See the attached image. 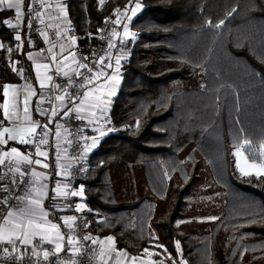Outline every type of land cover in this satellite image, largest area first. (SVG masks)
Listing matches in <instances>:
<instances>
[{
	"label": "trees",
	"instance_id": "trees-1",
	"mask_svg": "<svg viewBox=\"0 0 264 264\" xmlns=\"http://www.w3.org/2000/svg\"><path fill=\"white\" fill-rule=\"evenodd\" d=\"M140 2L108 117L124 129L103 136L80 181L88 231L176 264H264V176L239 177L233 156L264 144V0ZM65 4L85 55L103 19L131 5ZM11 17L0 11V104L30 75L27 21L9 28Z\"/></svg>",
	"mask_w": 264,
	"mask_h": 264
},
{
	"label": "crops",
	"instance_id": "crops-1",
	"mask_svg": "<svg viewBox=\"0 0 264 264\" xmlns=\"http://www.w3.org/2000/svg\"><path fill=\"white\" fill-rule=\"evenodd\" d=\"M40 4V19L43 21V23H41V29L36 35L32 33L29 27H27L29 32L24 39L28 44L25 58L29 63L30 75L28 77H22L20 82L8 84L12 86L9 88V110L12 111V103L15 101L17 104L15 110L18 119L14 122L5 121L3 118V109L1 108L0 119L3 121V126L0 130H2L3 127H11L15 130H21L30 128L36 124L43 116L40 114V111H38V105L41 101L45 100V89L52 86L55 87L57 75H64L65 72L72 73L80 68L79 65L81 62L78 61L79 54L88 56L81 50L78 38L70 24L65 0H42V3ZM127 7V15H131L130 9L134 7V3ZM125 9L126 7L120 9L121 14L125 12ZM12 11L14 12V10ZM131 21L121 15L120 24L117 28V37L126 40H134L131 35L125 36L124 34V24H127L129 32L133 33L130 28ZM13 23H17L16 19H14ZM70 31L73 33H70ZM41 33H46L47 39H45V36L41 35ZM49 49H51V51H49ZM29 56H31V59H29ZM53 56L56 57L55 61L52 59ZM118 57L120 58L119 72L115 74L118 76L119 83L115 85L114 94H112V85L114 82L108 81L107 76L114 74L117 67L116 59ZM127 57L128 53L114 54L110 63L112 67L103 70L107 75L101 76L93 80L91 83H87L72 107H68L65 99L63 102L57 100L56 97L62 94L58 90L55 91L54 104L57 115H51L48 123L46 136L48 147L39 146L42 152L47 153L46 157L36 155V149L31 152L28 144H20L18 139L16 141H9L6 145H0V157H3L5 151H10L12 147H16L22 155H28L29 158L33 160V163L31 164V172L38 174L33 176L32 187L22 201L21 208L25 209V211L23 213L21 211L14 212L15 215L10 218V223L0 226L5 229L4 235L7 236L8 233L13 230L15 224L27 225L28 221L32 220L34 224H45V227H47L48 224H56L59 228L60 234L63 236V240L60 241L62 249L59 252H55L56 233L54 230L45 232L44 236L46 238H42L40 235H30L29 240L31 242L27 244L22 242V236H19L18 238V235H13L12 240L20 242V253L23 258H28L35 253L43 255L45 251H48V259L53 260L61 252L72 248L73 244H68V239L69 237L73 239V235L68 224H65L64 218L68 217V215L63 210V199L66 195L67 172L70 159L65 152L63 129L61 127L60 119L68 108H75L77 106L81 107V112L76 113L73 111V113L76 117H80L78 121L83 125L87 133L85 141L87 155L93 152L103 138L98 132V124L102 121L108 120L110 106L122 81V65ZM45 64L48 65L47 69L44 67L37 68V65ZM53 71L56 73L55 76L52 75ZM46 76H51L52 80H47ZM41 81L44 82V87H41ZM33 91L35 92V95H32ZM85 92L89 93L87 99L84 97ZM4 99L3 96L1 104L4 103ZM81 100L84 101L83 104L80 103ZM25 101H27V113L24 111ZM26 115L30 117V120L25 119ZM57 132L60 133L59 137L56 135ZM5 138H7V134L5 135ZM27 138L29 137H26V139ZM93 138L97 141L95 147H92ZM4 159L6 164L12 165V168H16L24 162L20 161L17 164V162L10 157H5ZM36 159H40L42 164L47 163L49 167L44 168L42 164H35L34 161ZM57 183L60 185L59 190L56 188ZM80 188L81 186H79V190ZM78 197V205H84L80 210L83 212L86 209L84 199L83 196ZM32 199H39L41 201L40 207L43 211L48 213L46 218H42L39 214L35 216L31 214L29 209L35 207L30 203ZM90 237L91 239H89V241L94 248L95 260L100 264H160L161 261H163V264H169L168 257L158 253L155 249L149 248L141 254L133 255L118 248L115 240L112 242L107 241L106 237L108 236L91 235ZM50 240L53 242L50 243ZM6 241L8 240H0V242ZM37 241L43 242L46 245V248L39 251L35 250L33 245ZM93 241H95V243Z\"/></svg>",
	"mask_w": 264,
	"mask_h": 264
},
{
	"label": "built area",
	"instance_id": "built-area-1",
	"mask_svg": "<svg viewBox=\"0 0 264 264\" xmlns=\"http://www.w3.org/2000/svg\"><path fill=\"white\" fill-rule=\"evenodd\" d=\"M29 3L30 0H25L22 10L25 13L24 18L27 21V26L29 27L28 21L31 19V27L29 28L32 33L37 35L41 29V19L40 17L35 18L34 13H32L31 16L29 15ZM33 7L36 11L41 13L40 2L35 3ZM118 17H120L121 20V11L120 13L115 12L113 15L105 17L99 30L97 46L88 56H84L83 54L78 55V61L81 62V64L88 65V67L93 69V72L99 71L100 68H103V70L108 69L109 67H105V65L111 63L114 54L129 53L132 50V43H130L129 40L117 37V28L120 24V20L118 23H114V21H117ZM9 19L13 23L15 18L11 17ZM70 33L73 32L70 31ZM109 43L113 46L109 47ZM101 56L105 57L104 65H99L98 63L99 57ZM77 72L83 75L77 76ZM52 75L55 76L56 73L53 71ZM92 75L93 73H89L87 68H79L75 72L68 73V76L57 75L55 87L52 86L45 89V100L38 105V109L44 111L46 114L43 115L36 124L48 125L52 111L55 109L54 96L56 90L62 95H65V90L67 91L68 94L65 95V100L67 101L68 107H72L85 87H80V85L84 83V76L91 77ZM57 85L60 87H57ZM0 121L2 120L0 119ZM60 123L63 129L65 152L70 159L67 172L66 195L63 199V210L68 217H76L74 221H68V226H71L69 229L72 232L75 243L71 249L61 252L53 260H45L44 256L38 253L28 258H23L20 253L21 245L17 240H13L14 244L8 241L0 242V264H100L95 260L93 245L90 243L89 239H84L85 236L90 237L91 235L88 231L86 217L81 211L76 210L79 195H72L73 191L79 192L80 181L87 169L88 155L85 150L87 133L73 112H70L68 116L63 115L60 119ZM2 126L3 123L0 124V128ZM123 129V126H116L111 120L102 121L98 124V132H105V135ZM47 131L48 127L43 128L38 126L36 133L32 137H29L34 141L32 144H28L31 152H33L37 146L48 147V143L39 144V140L45 138L43 134L45 132L47 133ZM18 167H20L21 172L25 174L23 183L20 184L19 188L11 185L8 180L0 181L2 190L6 186L10 189L9 192L3 191V199L0 203V226L5 224L4 217L7 215V211H20L22 202L18 201L17 198L25 196V193H28L33 184L31 165H27L26 162H23L18 165ZM6 173L12 180H17L19 177V173H15V168H9L8 164L5 163L4 165H0V176H4ZM5 201L7 202L5 203ZM5 248L8 249L7 252L4 251ZM33 248L37 251L44 250L46 245L41 241H37L34 243ZM75 249H79V251H75Z\"/></svg>",
	"mask_w": 264,
	"mask_h": 264
},
{
	"label": "snow or ice",
	"instance_id": "snow-or-ice-1",
	"mask_svg": "<svg viewBox=\"0 0 264 264\" xmlns=\"http://www.w3.org/2000/svg\"><path fill=\"white\" fill-rule=\"evenodd\" d=\"M37 2H40L42 3V0H30V3H29V15L31 16L32 13H34L35 15V18H39L41 16V13L39 11H36L35 8L33 7V5ZM101 2H103V0H101ZM134 2V7H132L130 9L131 11V15H127V11H128V7L126 6V9H125V12L122 13L121 15L126 18L127 20L131 21L133 17H135L137 15V13L141 10V8L143 7L142 3L140 2V0H129V3L132 4ZM25 3V0H0V11H4V10H14L15 12V19L17 21L16 24H13L12 21L10 19H5L3 20V24L8 26L9 28H18L20 27V24L22 23L23 21V18L25 16V13L23 12V5ZM116 13H120V9L117 8L116 10ZM233 11H235V9H233ZM229 15H231V13H229ZM120 20V17L117 18V21H114V23H118ZM41 23H43V21L41 20ZM209 25H211V21H208ZM224 23V21H220L219 24L215 25V27H220L222 24ZM28 24H29V27H31V19H29L28 21ZM124 34L125 36H128V35H131L133 38H135V33H130L129 30H128V25L127 24H124ZM41 35H44L45 36V39H47V34L46 33H41ZM15 40L16 41H20L21 40V36L20 35H16L15 36ZM113 45L111 43H109V47H112ZM0 47H3V45H0ZM9 51H11V49H9ZM49 51H51V49H49ZM63 51V49H62ZM29 59H31V56H29ZM53 61L56 60V57L53 56L52 57ZM87 59V58H85ZM104 60H105V57L101 56L99 57V65H104ZM116 69H115V72L113 75H110V76H107V80L108 81H112L114 82L112 87H113V92L112 94H114V88H115V85L119 83V79H118V76L115 74V73H118L119 72V65H120V58L118 57L116 59ZM40 67H44L45 69L48 68V65L45 64V65H37V68H40ZM80 68H87L88 72L89 73H93V75L91 77L89 76H84V83H82L80 85V87H84L86 83H91L93 80L101 77V76H106L107 73H105L103 71V68H100L99 71H96V72H93V69L88 67V65L86 64H80L79 65ZM105 67H112L111 64H107L105 65ZM15 71V68L13 69ZM59 71V69H58ZM39 75V73H38ZM65 76H68V73L65 72L64 73ZM77 76H80V75H83L82 73L80 72H77L76 73ZM46 79L51 81L52 80V77L51 76H46ZM107 82V81H106ZM44 82L41 81V87H44ZM12 87L11 85H8V84H5L3 86V96H4V103L3 104H0V108L3 109V118L5 121H16L18 119V116H17V112H16V102L13 101L12 103V111L9 110V100H8V97H9V88ZM57 87H60L59 85H57ZM67 91L65 90V95H67ZM88 92H85L84 93V97L85 99H87L88 97ZM32 95H35V92L33 91ZM65 95H60V96H57L56 99L57 100H60L61 102L64 101L65 99ZM99 99V98H98ZM43 101H41L42 103ZM81 104L84 103L83 100H81L80 102ZM27 101H25V108H24V111L25 113L28 112V108H27ZM40 111V114L41 115H45L46 113L42 110H39ZM75 111L76 113H79L82 111V108L77 106L75 108H68L65 113H64V116H68L70 112H73ZM57 115V112L55 109H53L52 111V116H56ZM77 119H79L80 117L77 116L76 117ZM25 119H29L30 120V117L29 116H25ZM3 121H0V124H2ZM40 126V127H43V128H47L48 125L47 124H44V125H38V124H34L32 127L30 128H27V129H21V130H15L11 127H3L2 130H0V145H6L9 141H16L17 139L19 140V143L20 144H32L34 143V141L30 138H27L26 137H32L35 133H36V130H37V127ZM59 127V125H58ZM7 134V138H5V135ZM106 133L105 132H100V136L103 137ZM57 137H59L60 133L57 132L56 133ZM43 136L45 138H41L39 140V144H47L48 141L46 139V136H47V133L45 132L43 134ZM97 141L93 138V144H92V147H95ZM249 141L245 140L243 142V144L241 145V147H243L245 144H248ZM36 155L38 156H47V153L46 152H42L39 148V146L36 147ZM234 155H240V151L239 149H237V152L234 153ZM5 157H10L12 158L13 160H15L17 162V164L20 162V161H24L27 163V165H31L33 163V160L29 158L28 155H22L18 149L16 147H12L10 149V151H5L3 153V157H0V165H4L5 164ZM35 164L37 165H41L42 164V161L40 159H36L34 161ZM246 164H247V161H246ZM42 166L44 168H48L49 165L47 163H43ZM9 168L12 167L11 164L8 165ZM236 167L238 168V170L241 172L242 175L244 176H250V175H255L257 179H259L260 177L264 176V162H261L260 164H257L255 161H253L251 164H247V169L245 167H241L239 161H237V164H236ZM15 173H19V177L17 180H12L10 179L9 175L6 173L4 176H0V181H3V180H8L9 183L11 185H14L15 187L19 188L20 187V184L23 183V178H24V172H21V169L20 167H16L15 168ZM32 175L33 176H36L38 175L37 173L35 172H32ZM59 183H57V190H59ZM4 192H9L10 189L6 186L4 187L3 189ZM59 194V192H58ZM84 194V189L81 187L79 192H76V191H73L72 192V195L73 196H83ZM25 195L27 196V193H25ZM18 201H23L25 199V196H21V197H18L17 198ZM7 201H5L6 203ZM30 203L32 205H34L35 207H32L29 209V211L31 212V214L33 216L39 214L42 218H46L48 216V213L46 211H43V209L40 207V204H41V201L39 199H32L30 201ZM84 207V205H77V208L76 210L77 211H80L82 208ZM20 211L23 213L25 211V209L21 208ZM15 215V213L11 210L7 211V215L4 217V220H5V224H8L10 223V218L13 217ZM76 217L73 216V217H65L64 220H65V224L67 225L68 224V221L69 220H75ZM47 223V221H46ZM69 227H71L69 225ZM55 231L56 233V236H55V252H59L61 251L62 249V244L60 243V241L63 240V236L60 234V231H59V228L56 224H48L47 227H45V224H34L32 220H29L27 225L25 224H15L14 225V228L11 232L8 233L7 236L4 235V232H5V229L0 227V240H4V239H7L9 243H13L14 244V241L12 240V236L13 235H18V238L19 236H22L23 239H22V242L27 244V243H30L31 241L29 240V236H37V235H40L42 238H46L44 236V233L45 232H50V231ZM84 239H91V237L89 236H85ZM106 240L109 241V242H112L114 240V238L112 236H108L106 237ZM50 243H52L53 241H49ZM95 243V241H93ZM75 241L69 237L68 239V244L72 245L74 244ZM162 247V246H161ZM176 249L177 251L179 252L180 251V243L179 241L176 242ZM5 252L8 251L7 248L4 249ZM75 251H79V249H75ZM145 251H147V249H145ZM165 251H167V249H165ZM44 259L47 260L48 257H49V252L48 251H45L44 252ZM169 259L172 260V264H176V260L173 259L171 257V255H169L168 257ZM160 264H163V261L160 262ZM180 264H187L186 261H183L181 260L180 261Z\"/></svg>",
	"mask_w": 264,
	"mask_h": 264
},
{
	"label": "rangeland",
	"instance_id": "rangeland-1",
	"mask_svg": "<svg viewBox=\"0 0 264 264\" xmlns=\"http://www.w3.org/2000/svg\"><path fill=\"white\" fill-rule=\"evenodd\" d=\"M238 149L240 151V155H234V153L237 152V149L233 151L235 167H236L237 161H239L241 167H245L246 169H247V164H251L253 161H255L257 164L264 162V144H261L259 146H248L247 150L241 147ZM246 161H247V164H246ZM236 171H237L238 176L241 178L249 177V176L242 175L237 167H236ZM250 176H253L256 178L255 175H250Z\"/></svg>",
	"mask_w": 264,
	"mask_h": 264
}]
</instances>
